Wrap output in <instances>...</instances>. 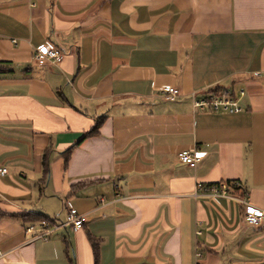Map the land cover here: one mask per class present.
<instances>
[{
  "label": "crops",
  "instance_id": "0c3cea01",
  "mask_svg": "<svg viewBox=\"0 0 264 264\" xmlns=\"http://www.w3.org/2000/svg\"><path fill=\"white\" fill-rule=\"evenodd\" d=\"M47 43L61 65L35 62ZM165 86L181 96L165 101ZM242 87L240 113L193 109L192 93ZM100 116L65 169L57 154ZM187 149L205 153L196 168ZM0 168V264H95L92 241L99 264H264V221L194 196L240 181L264 208V0H0ZM56 197L83 229L44 240L12 217L48 216Z\"/></svg>",
  "mask_w": 264,
  "mask_h": 264
},
{
  "label": "built area",
  "instance_id": "2783aa9c",
  "mask_svg": "<svg viewBox=\"0 0 264 264\" xmlns=\"http://www.w3.org/2000/svg\"><path fill=\"white\" fill-rule=\"evenodd\" d=\"M13 42L17 43L16 40ZM66 55L67 52L63 47L52 43L40 45L33 51L35 62L40 66L49 68L61 65ZM256 74L259 75L260 73ZM245 94L246 89L243 87L237 91L232 88H225L207 91L202 95L192 93V105L194 111L240 113L243 111L241 101ZM161 96L165 101H175L181 96V91L175 86H165L161 89ZM204 156L205 153L199 149H187L178 154L179 161L191 168H196ZM7 172V168H0V174L5 175ZM237 191L239 194H237ZM194 196H205L211 199L219 197L233 199L239 202L243 220L246 224L257 227L264 221V208L252 203L249 193L240 181H224L218 184L197 183ZM64 203L68 213L66 222L52 223L47 219H43L38 223L29 224L26 227V232L32 234L35 238L48 240L52 233L59 229H65L68 226H71L74 231L83 229L85 224L84 216L79 215L67 200H64ZM201 255L200 252L197 253L198 257H201Z\"/></svg>",
  "mask_w": 264,
  "mask_h": 264
},
{
  "label": "trees",
  "instance_id": "16d2710c",
  "mask_svg": "<svg viewBox=\"0 0 264 264\" xmlns=\"http://www.w3.org/2000/svg\"><path fill=\"white\" fill-rule=\"evenodd\" d=\"M93 120H94L93 126L89 130L85 131L81 138H79L76 142H74L68 148H66L65 150L57 154L59 155L58 157L64 158L65 169L68 167L69 161L75 149H77L88 138L97 137L101 135L100 130L106 121V117H103V116L95 117ZM52 160H53V149L52 147H48L45 149L43 158H42V166H43L42 181L45 183L47 182L49 174H50V164ZM84 184H87V183H78V184L72 185L73 191L78 189L80 186ZM12 217L20 220L25 225L38 223L39 221L43 219H47L51 221L52 223L57 222L56 218H51V217H48L46 215L39 214V213H17V214H13ZM92 247H93L95 264H99L100 250H99L98 242L92 241Z\"/></svg>",
  "mask_w": 264,
  "mask_h": 264
},
{
  "label": "rangeland",
  "instance_id": "374dc122",
  "mask_svg": "<svg viewBox=\"0 0 264 264\" xmlns=\"http://www.w3.org/2000/svg\"><path fill=\"white\" fill-rule=\"evenodd\" d=\"M48 189V187H46ZM50 192H52V188H49ZM65 200V198H63ZM48 205L47 211L45 214L52 218H57V222H66L67 221V210L65 207L64 201L60 200L58 197L56 198H48L46 200ZM258 227V226H257Z\"/></svg>",
  "mask_w": 264,
  "mask_h": 264
}]
</instances>
